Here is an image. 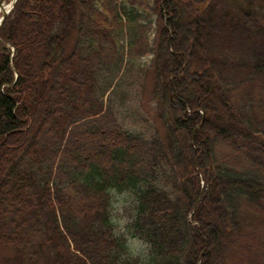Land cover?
Masks as SVG:
<instances>
[{"label": "trees", "instance_id": "obj_1", "mask_svg": "<svg viewBox=\"0 0 264 264\" xmlns=\"http://www.w3.org/2000/svg\"><path fill=\"white\" fill-rule=\"evenodd\" d=\"M0 37V264H261L264 0H18Z\"/></svg>", "mask_w": 264, "mask_h": 264}, {"label": "rangeland", "instance_id": "obj_2", "mask_svg": "<svg viewBox=\"0 0 264 264\" xmlns=\"http://www.w3.org/2000/svg\"><path fill=\"white\" fill-rule=\"evenodd\" d=\"M2 0H0L1 3ZM13 0H7V5H10L12 3ZM23 33H24V40L26 42L29 43H35V39L36 37H38L40 35V32L35 29V27H31V26H27V27H23ZM118 43L120 44V40L118 41ZM48 44V43H47ZM38 51V55L39 57H43L45 54V48L42 47L40 48ZM151 60V56H145L142 59L138 60L139 63H149V61ZM134 61V60H133ZM127 62V61H126ZM131 71L129 69H123L120 75V82L119 83H124L121 86V90H123V88L126 87V89L129 88V84H127L129 82V80L133 77H130ZM129 75V76H128ZM118 81V78L116 79L114 85H116ZM151 81L148 83L150 84ZM124 91V90H123ZM190 94V88L187 89L186 93H184V96L189 97ZM147 98L145 99L144 104L145 107L151 111L152 106L154 105V101H147ZM106 102H107V98H105ZM130 102H133V100H130ZM118 109H119V115L120 118L122 120V122L125 124V126L127 128H129L130 130H132L133 132H138L139 130H137L133 125H130V120L131 118L128 117L127 111L129 110V103L127 101L126 104L124 105H118ZM135 107H140L139 105L135 106ZM100 135V132H96L94 137H98ZM82 139V138H80ZM181 140V138H180ZM219 151L222 155H229L230 149L226 146H223L221 148H219ZM17 172V169L12 168L11 170H8L6 173V177H11L12 174H15ZM24 188L19 185L18 187H10V188H4L1 190L0 192V216H2L4 218V221L6 223H8V219H12L16 217V212H17V208H18V204L13 203V201L17 200V201H21L22 199H26L29 198V196H25L26 193H28L26 190H23ZM26 192V193H24ZM79 202H81V199L78 200ZM78 201H76V204H78ZM132 202H133V196L131 193L129 192H124V193H114L113 196V219H115L117 221V231L121 232L123 234H125L127 242H128V248H129V254L132 256H140V257H146L148 254V247L146 244H144L142 241H140L138 238H133L132 235H130L128 233V228H127V224L130 221V212L132 210ZM11 209V213L8 217H4V212L7 209ZM20 208V207H19ZM19 219V217H18ZM116 224V225H117ZM29 238L31 240L34 239V236L32 234L29 235ZM13 255L14 252H10V251H6V250H0V257H4V256H9V255Z\"/></svg>", "mask_w": 264, "mask_h": 264}, {"label": "bare ground", "instance_id": "obj_3", "mask_svg": "<svg viewBox=\"0 0 264 264\" xmlns=\"http://www.w3.org/2000/svg\"><path fill=\"white\" fill-rule=\"evenodd\" d=\"M7 7H8V6H7ZM4 11H5L4 8L1 7V8H0V19L2 18Z\"/></svg>", "mask_w": 264, "mask_h": 264}, {"label": "water", "instance_id": "obj_4", "mask_svg": "<svg viewBox=\"0 0 264 264\" xmlns=\"http://www.w3.org/2000/svg\"><path fill=\"white\" fill-rule=\"evenodd\" d=\"M6 15L7 13L4 15V18L0 21V28H1V25L3 24V21L5 20Z\"/></svg>", "mask_w": 264, "mask_h": 264}]
</instances>
